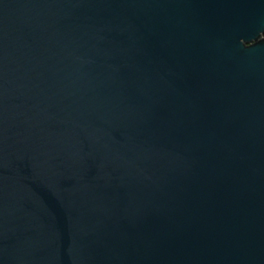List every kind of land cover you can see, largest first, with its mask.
Listing matches in <instances>:
<instances>
[{
  "label": "water",
  "instance_id": "95a60500",
  "mask_svg": "<svg viewBox=\"0 0 264 264\" xmlns=\"http://www.w3.org/2000/svg\"><path fill=\"white\" fill-rule=\"evenodd\" d=\"M0 264H264V0H0Z\"/></svg>",
  "mask_w": 264,
  "mask_h": 264
}]
</instances>
